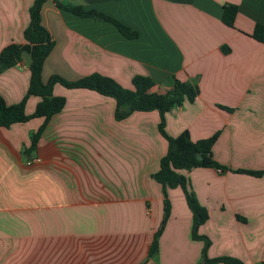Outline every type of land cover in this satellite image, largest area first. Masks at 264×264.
<instances>
[{"label": "crops", "instance_id": "0c3cea01", "mask_svg": "<svg viewBox=\"0 0 264 264\" xmlns=\"http://www.w3.org/2000/svg\"><path fill=\"white\" fill-rule=\"evenodd\" d=\"M34 0H0V51L23 44ZM95 9L137 31L124 37L109 21L73 14L45 0L41 24L53 47L41 80H76L97 73L131 88L136 75L163 92L171 76L198 88L193 101L165 113V132L187 130L191 140L216 134L211 157L225 169L184 172L207 219L197 232L206 257L264 261V0H57ZM237 7L232 26L224 6ZM226 47V51L222 47ZM30 72L22 59L0 70L7 104L26 94ZM65 98L35 144L42 117L0 126V264H201L202 240L192 237V214L180 186L163 189L153 174L167 152L157 110L115 118V100L95 90L55 83ZM30 95L25 113L39 101ZM262 171L260 175L237 170ZM223 264V263H218Z\"/></svg>", "mask_w": 264, "mask_h": 264}, {"label": "trees", "instance_id": "16d2710c", "mask_svg": "<svg viewBox=\"0 0 264 264\" xmlns=\"http://www.w3.org/2000/svg\"><path fill=\"white\" fill-rule=\"evenodd\" d=\"M44 1L34 0L29 8V24L22 33L25 42L23 44L9 43L0 51V70L11 67L21 61L23 59V51H26L31 56V62L28 65L30 78L25 96L17 103L7 104L0 95V126L9 127L13 123L42 117L43 123L30 135L31 145L35 146L46 121L51 115L61 110L65 103L63 96L53 95L52 88L55 83H59L66 88L91 89L112 97L116 102V119L124 118L133 111L157 110L159 112L158 130L167 140V152L160 159L159 169L153 174V178L161 184L163 189V217L154 233L148 253L152 254L155 252L157 237L169 215L170 204L166 189L180 186L192 214V237L203 242V261L201 264H243L241 260L231 256L206 257L205 254L210 241L206 236L198 234L197 229L207 219V210L197 201L184 173L198 167L225 169L223 165L218 164L211 157V147L215 141L216 134L205 139L193 141L189 137L187 130L174 137L167 135L165 132V113L171 108L181 105L185 100L193 101L198 94L197 86L171 76L170 88L163 92H156L151 90L155 86V82L148 76H134L131 80V88H126L113 78L97 73L72 81L58 75H51L46 82H43L41 80L42 65L53 47V40L40 20V9ZM55 2L57 6L73 14L111 22L126 38L131 39L138 36L136 30L100 11L95 9L85 10L81 6L62 4L57 0ZM236 9L235 5L223 7L221 20L224 24L233 25ZM251 36L255 40L264 43V26L259 23L255 24ZM222 50L226 51V47L223 46ZM30 95L38 96L40 99L34 111L26 114L25 102ZM237 171L256 175L263 173L262 171L243 169ZM259 264H264V261Z\"/></svg>", "mask_w": 264, "mask_h": 264}, {"label": "water", "instance_id": "95a60500", "mask_svg": "<svg viewBox=\"0 0 264 264\" xmlns=\"http://www.w3.org/2000/svg\"><path fill=\"white\" fill-rule=\"evenodd\" d=\"M22 58L24 60V62L26 63V65H29L31 62V56L29 53H27L26 51L22 52Z\"/></svg>", "mask_w": 264, "mask_h": 264}]
</instances>
